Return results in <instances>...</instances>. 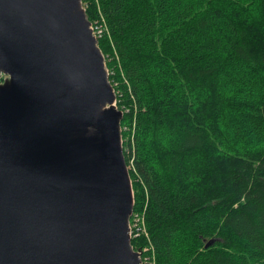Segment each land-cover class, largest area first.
<instances>
[{"label": "trees", "instance_id": "obj_1", "mask_svg": "<svg viewBox=\"0 0 264 264\" xmlns=\"http://www.w3.org/2000/svg\"><path fill=\"white\" fill-rule=\"evenodd\" d=\"M82 4L109 27L98 45L149 234L134 249L155 264H264V0Z\"/></svg>", "mask_w": 264, "mask_h": 264}, {"label": "water", "instance_id": "obj_2", "mask_svg": "<svg viewBox=\"0 0 264 264\" xmlns=\"http://www.w3.org/2000/svg\"><path fill=\"white\" fill-rule=\"evenodd\" d=\"M98 41L82 0H0V264H141Z\"/></svg>", "mask_w": 264, "mask_h": 264}, {"label": "built area", "instance_id": "obj_3", "mask_svg": "<svg viewBox=\"0 0 264 264\" xmlns=\"http://www.w3.org/2000/svg\"><path fill=\"white\" fill-rule=\"evenodd\" d=\"M93 22L96 23V24L94 23L96 25V27H93V24H91L90 28L92 29L93 35L95 37H97L99 40V38L103 37L106 33L109 32V27H108V24H107L104 16H101L100 18L96 19ZM110 73H112V72L110 71ZM116 103H117V97H116ZM116 106H117V104H116ZM129 165L133 166L132 163ZM134 204H135V199H134ZM144 213L145 212L135 211L134 205H133V211L130 214V218H129V234H130L131 240L135 237H139L140 235H145L146 238L149 239V234L147 232ZM148 250H150L149 245L144 247L143 250H135L138 252V254L141 258V264H144V263L155 264L154 255H147L146 257H143V255H144L143 252L148 251Z\"/></svg>", "mask_w": 264, "mask_h": 264}, {"label": "rangeland", "instance_id": "obj_4", "mask_svg": "<svg viewBox=\"0 0 264 264\" xmlns=\"http://www.w3.org/2000/svg\"><path fill=\"white\" fill-rule=\"evenodd\" d=\"M95 22H91L90 21V26H91V24H93V27H96V23L94 24ZM108 73H109V76H110V71H111V68H108ZM9 78V75H7L6 73H4V72H1V75H0V83L2 84V83H4L5 82V80L6 79H8ZM122 129H123V126L121 125V139H122V145H123V149H124V145H125V141H126V137H124L123 136V134H122ZM127 166H128V169H129V171H130V169H132L133 168V166L132 165H128L127 164ZM133 185V184H132ZM133 192H134V188H133Z\"/></svg>", "mask_w": 264, "mask_h": 264}]
</instances>
